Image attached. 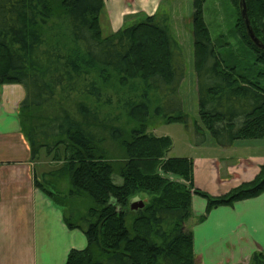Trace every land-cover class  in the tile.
<instances>
[{"label":"trees","instance_id":"16d2710c","mask_svg":"<svg viewBox=\"0 0 264 264\" xmlns=\"http://www.w3.org/2000/svg\"><path fill=\"white\" fill-rule=\"evenodd\" d=\"M230 1L237 7L239 0ZM205 2L193 0L202 123H191L179 94L182 50L166 14L146 15L104 35V0H0V84L20 83L26 90L19 116L33 157L44 148L62 163L36 185L88 238L65 264H196L187 224L193 194L206 198L207 213L264 192V164L254 179L223 195L196 188L193 158L169 155L172 138L147 131L154 116L183 122L198 146L206 131L222 147L264 138V49L238 11L228 33L212 38ZM246 2L264 43V0ZM106 140L117 148L109 149ZM65 177L68 189L62 191ZM140 192L148 194L144 206L132 209ZM77 200L90 202L81 214L69 206ZM240 264H264V250Z\"/></svg>","mask_w":264,"mask_h":264},{"label":"crops","instance_id":"0c3cea01","mask_svg":"<svg viewBox=\"0 0 264 264\" xmlns=\"http://www.w3.org/2000/svg\"><path fill=\"white\" fill-rule=\"evenodd\" d=\"M168 2L175 0H104L103 34L146 15H169L164 12ZM25 96L20 83L0 84V264H65L71 250L86 248L88 238L68 225L65 207L36 185L51 169L39 170V157H33L22 130L19 105ZM238 140L222 147L209 142L206 133L203 144L182 155L194 160L196 188L220 196L256 177L264 163L258 151L262 138ZM207 142L214 146L210 153ZM191 205L187 224H192L196 264L248 263L255 251L264 250V192L207 213L203 196L193 194Z\"/></svg>","mask_w":264,"mask_h":264},{"label":"rangeland","instance_id":"374dc122","mask_svg":"<svg viewBox=\"0 0 264 264\" xmlns=\"http://www.w3.org/2000/svg\"><path fill=\"white\" fill-rule=\"evenodd\" d=\"M164 9H167V11L164 10L165 13H169V15L166 14L168 17V23L172 34L180 43L184 60V77L179 86V94L184 110L188 114L189 121L191 123H194L195 121L202 123L199 114L197 74L195 69L194 33L192 22L193 0H175L172 4L168 2ZM237 11L240 13L239 2L236 7L230 0H206L204 4V16L212 38L228 33L237 20ZM226 37L228 38V36ZM154 108L155 106L153 109ZM147 131L158 136L169 135L173 141V146L169 152V155L172 156L189 154L192 150V145L198 146L196 138L192 133L188 132V128L183 122L169 123L160 117L151 116ZM206 133L207 138L210 140L209 142H212L213 145H217L212 134L209 131H206ZM209 142L206 143L208 145V153L212 150V147H210L212 144ZM259 143L260 145L258 147V151L264 153V138L259 140ZM105 145L111 150L117 148V145L110 140H106ZM247 145L250 147L256 146L253 143H247ZM229 153H232V150H230ZM232 160L236 159L233 158ZM39 162V170L44 171L57 169L62 165V163L54 162L52 157L47 155L44 148L41 150L39 155ZM173 178L175 177L173 176ZM175 180L182 181V179L179 178H176ZM60 184L62 191H66L68 189V180L66 177ZM187 184L189 183L186 182V185ZM49 187L53 188L51 186ZM147 196L148 194L146 192H140L136 198L145 200ZM89 204V201L77 200L70 202L69 206L75 208L77 213L81 214L86 211ZM189 226L192 228V224Z\"/></svg>","mask_w":264,"mask_h":264},{"label":"water","instance_id":"95a60500","mask_svg":"<svg viewBox=\"0 0 264 264\" xmlns=\"http://www.w3.org/2000/svg\"><path fill=\"white\" fill-rule=\"evenodd\" d=\"M239 8L241 17L244 20V23L246 25V30L252 41L257 45L259 48L264 49V43L256 36L254 29L252 27L249 15H248V8H247V2L246 0H239ZM130 206L132 209H137L139 207L144 206V200L139 198H133L130 202Z\"/></svg>","mask_w":264,"mask_h":264}]
</instances>
